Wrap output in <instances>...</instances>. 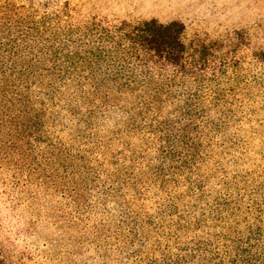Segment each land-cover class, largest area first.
<instances>
[{"label": "trees", "instance_id": "16d2710c", "mask_svg": "<svg viewBox=\"0 0 264 264\" xmlns=\"http://www.w3.org/2000/svg\"><path fill=\"white\" fill-rule=\"evenodd\" d=\"M222 2L161 22L138 0H0V162L37 166L46 125L101 100L126 114L109 134L148 173L109 215V264H264V0L211 20Z\"/></svg>", "mask_w": 264, "mask_h": 264}, {"label": "rangeland", "instance_id": "374dc122", "mask_svg": "<svg viewBox=\"0 0 264 264\" xmlns=\"http://www.w3.org/2000/svg\"><path fill=\"white\" fill-rule=\"evenodd\" d=\"M217 1L138 0V10L141 17L166 22L188 12L181 7L193 3L222 9L223 0ZM225 1L229 4L224 14L218 11L211 20L227 21L243 6L256 3ZM122 4L116 9L127 6ZM92 108L72 121L46 125V145L33 157L37 166L21 171L0 162V247L26 259V264H109V215L116 221L118 200L130 196L136 200L140 179L147 178L139 149L117 142L109 134L111 128L102 124L109 98ZM237 220L245 223L248 215Z\"/></svg>", "mask_w": 264, "mask_h": 264}, {"label": "clouds", "instance_id": "9594fccd", "mask_svg": "<svg viewBox=\"0 0 264 264\" xmlns=\"http://www.w3.org/2000/svg\"><path fill=\"white\" fill-rule=\"evenodd\" d=\"M126 118V114L116 110L109 111L105 116L102 117V124L105 127L111 128L115 127L119 122Z\"/></svg>", "mask_w": 264, "mask_h": 264}]
</instances>
